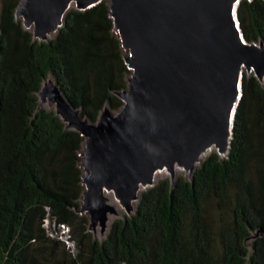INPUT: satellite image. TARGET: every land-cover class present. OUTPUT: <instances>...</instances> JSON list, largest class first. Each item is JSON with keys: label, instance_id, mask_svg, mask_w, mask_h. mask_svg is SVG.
<instances>
[{"label": "trees", "instance_id": "1", "mask_svg": "<svg viewBox=\"0 0 264 264\" xmlns=\"http://www.w3.org/2000/svg\"><path fill=\"white\" fill-rule=\"evenodd\" d=\"M18 3L0 0V264H264V82L243 70L225 155L142 190L99 239L78 211L84 137L37 92L52 77L90 121L119 109L121 40L107 0L69 8L47 40L16 18ZM237 17L248 42H264V0H239Z\"/></svg>", "mask_w": 264, "mask_h": 264}, {"label": "water", "instance_id": "2", "mask_svg": "<svg viewBox=\"0 0 264 264\" xmlns=\"http://www.w3.org/2000/svg\"><path fill=\"white\" fill-rule=\"evenodd\" d=\"M100 1L19 0L15 16L33 38L47 40L69 8L83 10ZM107 3L130 70L126 87L116 92L122 106L105 105L90 121L52 77L37 92L39 105L47 103L84 137L78 211L87 214L89 230L99 228L101 234L118 214L115 201L131 214L159 170L168 171L173 183L177 168L191 177L212 148L225 155L243 70L264 82V42L244 38L239 0Z\"/></svg>", "mask_w": 264, "mask_h": 264}, {"label": "rangeland", "instance_id": "3", "mask_svg": "<svg viewBox=\"0 0 264 264\" xmlns=\"http://www.w3.org/2000/svg\"><path fill=\"white\" fill-rule=\"evenodd\" d=\"M72 7H74V6H72ZM53 36H54V35H51L50 38L53 37ZM250 73H253V72H250ZM40 106H43V107H45V108H50V107L48 106L47 103H44V104H42V105H40ZM51 108H52V107H51ZM212 150H215V149L212 148L211 150H209V152L212 151ZM209 152H208V153H209ZM208 153H207V154H208ZM205 156H206V155H204L203 157H205ZM177 174H183V175H186L185 172H184V170H182L181 168H177V169H176V175H177ZM169 176H170L169 172L166 171L165 169H164V170H159V173H158V175H157V177H156L155 182L158 181V180H160V179H162V178H166V177L169 178ZM115 203H116L117 206H118V214H114V215L111 216V218H110V220H109V226H110L111 222H112L114 219H116V218H120V217H123V215L125 214V209H124L123 207H121L120 204H119L117 201H115ZM44 226H46V227H49V226H50V224L48 223L47 220H45V222H44ZM109 226H108V228H109ZM51 227H52L53 229H54V228L56 229L57 232L54 231L53 234H54V235L57 234V237L60 238L63 242H65L66 247H68V246H70V248L73 247L72 242L69 241V240L67 239L66 234H65V233H62V231H64L63 228H60V226H57V225L54 226L53 224H51ZM108 228H107V230H106L103 234H101L99 228H98L97 230L90 229V231L92 232V234H93L95 237L101 239V238H103V237L106 235V233H107V231H108ZM71 250H72V249H71Z\"/></svg>", "mask_w": 264, "mask_h": 264}, {"label": "bare ground", "instance_id": "4", "mask_svg": "<svg viewBox=\"0 0 264 264\" xmlns=\"http://www.w3.org/2000/svg\"><path fill=\"white\" fill-rule=\"evenodd\" d=\"M158 173H159V172H157V175H158ZM107 195L111 198V199H110L111 202H114V199H113V197H112V193L107 192Z\"/></svg>", "mask_w": 264, "mask_h": 264}]
</instances>
